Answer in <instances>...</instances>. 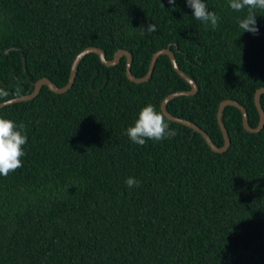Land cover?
<instances>
[{
  "label": "trees",
  "instance_id": "trees-1",
  "mask_svg": "<svg viewBox=\"0 0 264 264\" xmlns=\"http://www.w3.org/2000/svg\"><path fill=\"white\" fill-rule=\"evenodd\" d=\"M204 2L219 17L215 29L195 20L186 0H0V88L9 93L0 103L32 93L43 77L66 85L90 46L108 59L130 51L136 77L169 47L199 90L167 109L223 146V100L243 104L251 126L260 122L264 10H255L258 33H242L247 9ZM149 23L155 32L142 31ZM126 65V57L107 66L89 53L70 90L44 85L0 108L27 135L23 167L0 176V264H264V127L246 130L230 105L224 152L169 118L175 137L137 145L126 130L140 110L162 111L166 96L192 87L167 54L144 82L130 80ZM129 177L139 187L130 189Z\"/></svg>",
  "mask_w": 264,
  "mask_h": 264
},
{
  "label": "clouds",
  "instance_id": "clouds-1",
  "mask_svg": "<svg viewBox=\"0 0 264 264\" xmlns=\"http://www.w3.org/2000/svg\"><path fill=\"white\" fill-rule=\"evenodd\" d=\"M174 2L175 0H169L170 4ZM186 4L192 9V16L195 20L210 25L213 29L218 26L219 17L215 12L208 9L204 0H186ZM229 7L236 12L247 9L246 17L238 22L242 33H258L255 10H264V0H229ZM141 29L144 32H155L156 25L149 23L146 28ZM19 91L18 88L17 92ZM8 96L9 93L0 88V99ZM176 134V130L170 128L165 114L158 111L152 104L143 107L134 125L126 130V135L130 141L140 146L145 145L148 140L162 141L175 137ZM26 143L25 125L23 123L17 125L13 120L0 117V176L7 177L10 173L23 167L21 158L25 156L23 146ZM125 183L130 189L139 187V181L133 177L127 178Z\"/></svg>",
  "mask_w": 264,
  "mask_h": 264
},
{
  "label": "water",
  "instance_id": "water-1",
  "mask_svg": "<svg viewBox=\"0 0 264 264\" xmlns=\"http://www.w3.org/2000/svg\"><path fill=\"white\" fill-rule=\"evenodd\" d=\"M89 53L98 54L99 57L101 58V61L104 64H106L107 66L117 65L118 63H120L122 57H126L127 58V65H126L127 76L130 80H132L134 82H138V83L147 81L152 76L153 71H154L155 66H156V63H157V60L159 59V57L163 54H167L170 57L171 62L173 64L175 70L191 84L192 88L190 90L176 91V92H173V93L169 94L168 96H166L162 102V105H161L162 111L167 118L174 120V121H177V122H180L182 124L188 125V126L192 127L195 131L201 133L202 136L205 138L206 142L208 143V145L215 152H224V151L228 150L230 145H231V138H230L227 127H226L224 120H223V112L227 106H230V105L236 106L242 111L243 124H244V127L246 130H248L250 132H259L264 127V107H263L262 102H261V95L264 94V87L259 88L255 93V103H256V106H257L259 113H260V122H259L258 126H256V127H253L250 125L249 117H248V110L239 101L234 100V99H225L220 103L219 109H218V122H219L221 129H222L224 139H225V143L223 146H218L212 140L210 135L202 127H200L198 124H196L195 122H192V121H189L187 119L172 115L169 112V110L167 109L168 102L171 101L172 99H174L175 97L180 96V95H194V94H196L199 90V85L192 77H190L180 67L175 52L169 47L164 48V49H160L153 54L151 62H150L149 70H148L147 74L143 77H136L132 73L133 55L130 51H128L126 49H120L116 52L113 59H108L105 51L102 48L97 47V46L87 47V48L83 49L75 57L73 65H72V69H71V75H70L69 81L66 85L60 87V86L56 85L51 79H49L47 77H43L36 82L35 89L32 93L3 101L0 103V108L5 106V105L11 104V103L29 100V99L34 98L35 96L38 95V93L40 92L41 88L44 85L49 86V88L56 93H64V92L70 90L72 88V86L74 85V82L76 79V74H77V69H78L80 62Z\"/></svg>",
  "mask_w": 264,
  "mask_h": 264
}]
</instances>
